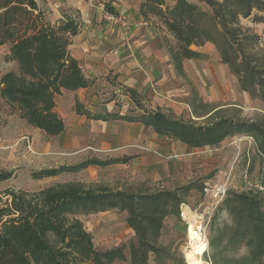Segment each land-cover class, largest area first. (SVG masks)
Listing matches in <instances>:
<instances>
[{"label":"trees","instance_id":"1","mask_svg":"<svg viewBox=\"0 0 264 264\" xmlns=\"http://www.w3.org/2000/svg\"><path fill=\"white\" fill-rule=\"evenodd\" d=\"M108 14L118 15L114 0H98ZM203 9L189 0H143L140 13L145 22L162 34L167 51L180 76H185L184 60L202 58L198 50L208 42L215 44L222 62L229 65L242 88L264 102V64L256 63L248 49L259 35L243 29L241 18L254 11L264 12V0H201ZM254 21L264 22L263 15ZM79 32L73 20L64 24L50 21L40 0H0V48L10 45L5 62H16V70L0 78V97L12 114L48 136H59L66 130L58 99L64 90L77 91L91 85L79 61L71 51V38ZM196 45L198 49L191 48ZM134 105L143 110L138 115L93 113L79 102L75 111L90 119L141 121L161 134L171 135L190 147L215 146L226 137L244 133H260L264 154V125L221 119L208 126H197L171 118L160 111H147L139 94L125 88ZM123 159L90 158L79 164L41 169L33 179L75 173L90 166L105 167L126 163ZM16 177L15 169L0 167V182ZM194 189L187 185L175 191L157 194H131L92 187L80 181L57 183L37 191L7 188L0 191V264H113L125 261L124 248L99 251L94 237L81 215L113 209L128 210V224L135 231L137 243L131 245V264H151L149 254L160 255L157 239L163 219L169 214V203L180 206V191ZM237 203L228 207L235 216L237 230L242 233L238 244L245 245V256L232 259L221 248L224 235L211 238L212 264H264V211L252 194H238ZM154 208V211H150ZM230 242L228 241L227 244Z\"/></svg>","mask_w":264,"mask_h":264},{"label":"rangeland","instance_id":"2","mask_svg":"<svg viewBox=\"0 0 264 264\" xmlns=\"http://www.w3.org/2000/svg\"><path fill=\"white\" fill-rule=\"evenodd\" d=\"M72 0H40L47 8V18L53 23L65 20L61 13L66 3ZM209 9L201 0H189ZM256 15L264 12L255 11L254 14L241 21L244 29L259 35L257 44L248 49L253 54L255 62L264 64V23L252 22ZM4 49L0 50V74L11 68L10 63L3 61ZM179 88L188 90L194 86L198 94L205 100H213L221 105L222 115L235 120L258 122L264 125V102L259 98H252L249 94L247 102L239 98L236 87L238 78L229 73L225 81L215 77L188 81L178 79ZM218 88V95L213 96L214 87ZM122 90V89H120ZM120 91H117L119 94ZM237 92V93H236ZM114 94V93H112ZM114 99L116 93L111 98ZM83 96L86 104H94V99ZM104 97L102 99H107ZM108 100V99H107ZM98 106L106 104L99 98ZM132 101L119 97L115 112L123 114H141ZM75 98L72 93L65 92L58 100V109L66 123L68 132L72 135V124L75 125L78 116L74 111ZM85 104V105H86ZM103 110V105L99 107ZM165 113L185 121L191 120L187 106L173 103L163 108ZM98 112V111H97ZM114 112V111H113ZM202 123L201 120L197 121ZM117 123L99 125L98 123L82 124L83 129L91 134L90 141H81L80 145L70 146L67 135L60 137L48 136L29 126L16 114H12L7 105L0 99V167L5 170L15 169L16 177L0 182V191L7 188L37 191L39 189L63 182L80 181L88 186H102L112 191H124L131 194H157L164 191H174L190 183L193 184L188 194L180 191L181 205L169 203V214L163 219V226L156 241L162 250L160 255L149 254L151 264H188L185 251L188 247V222L182 218L181 210L194 215L195 221L203 219L205 233L209 243L207 252L203 256L204 264H212L213 252L210 240L224 235L221 248L224 256L236 259L247 254L245 245H239L242 233L237 230L235 216L228 210L229 206L237 203V195L252 194L256 196L264 211V154L261 152V142L257 136L260 133H245L227 137L220 144L201 148L173 149V145L180 142L166 135H155L159 142L165 145L160 150H145V134L123 140L125 146L118 148V133L125 131ZM114 126V127H112ZM75 131H73V134ZM113 134V137H110ZM87 136V135H86ZM264 138V136H262ZM264 144V142H262ZM130 147V149H128ZM136 152L143 166L113 165L109 167L90 166L87 169L73 173H63L59 176L44 179H33L32 173L41 169L74 165L87 158H113L123 152ZM146 151V153H145ZM148 153V154H147ZM151 157L150 164L145 167L146 156ZM153 156V157H152ZM185 205V206H183ZM150 208V211H154ZM128 210L113 209L96 214L81 215L87 229L94 237L96 249L99 251L124 248L125 261H115L113 264H131V245L137 243L136 233L128 224ZM230 242L227 244V242ZM222 264V263H218Z\"/></svg>","mask_w":264,"mask_h":264},{"label":"crops","instance_id":"3","mask_svg":"<svg viewBox=\"0 0 264 264\" xmlns=\"http://www.w3.org/2000/svg\"><path fill=\"white\" fill-rule=\"evenodd\" d=\"M166 1L173 5L177 0ZM142 2L143 0H114V6L119 12L118 15L127 21L126 26L111 19L104 10V5L99 3L98 0H72L63 6L64 8L61 10V13L64 14L66 18L64 21L56 24H64L67 20H73L79 25V32L71 38V51L73 56L79 61L85 76L92 82L89 87L84 89H79L77 91H63V94L69 92L74 95V111L76 103L79 102L93 113L107 115L118 113L120 115H131L123 114L120 111L115 112L114 110V108L117 107L116 103L119 97H125L132 101V99L124 93L125 88H130L139 94L145 110L160 111L171 118L174 117L166 114L163 108L170 106L172 103L173 105H176L177 103L181 106L185 104L190 111L191 120L183 121L194 123L197 126H208L221 119H231L235 122H246L235 120L227 115H222V106L214 104L215 101L213 100H205L203 96L198 94V91L194 86H192L191 89L188 88V90L179 88V84H177L179 78L188 81L189 84H191L190 80L215 77L219 80L225 81L229 78V73L234 76L236 75L231 72L229 65L222 62L219 51L215 44L211 42L206 43L199 49L197 48L203 54L202 58L185 59V76L178 75L170 54L165 46L161 32L152 24L145 22L140 13ZM40 6L47 16V8L43 7L41 2ZM245 19L247 18H241V21ZM252 22L256 21L252 18ZM245 30L250 31V29ZM1 49H4L2 56L4 61V56L9 53L10 45L7 44L1 47L0 50ZM6 63H10L12 66L10 69L3 71L0 74V78L4 73L10 70H16L18 67L16 62ZM238 81L239 83L236 90L239 98L247 102L250 93L242 88L239 78ZM216 90L218 91L217 86L214 87L212 95L217 97L218 92ZM117 91H120L119 94H117ZM112 93H116L117 95L114 99L109 100L110 98L108 96ZM114 94H112L111 98ZM83 96H87L86 99L91 97L92 100L93 98L94 104H86V101L83 100ZM104 97H108V100L102 99ZM99 98L101 101H105V103L107 102L106 104H101V106L103 105L104 107L103 110L99 108L101 106H98L96 102ZM252 98L256 97L252 96ZM2 101L4 102V100ZM131 103L134 105L133 101ZM7 107L9 106L7 105ZM134 107L138 108L135 105ZM57 110L59 111L58 107ZM140 110L143 113V110ZM75 114L78 116V119L75 125L72 124V135L68 132L69 124L66 123L65 132L59 136L52 137L67 135V141L70 142V146H77L81 144L80 140L86 141L88 139V141H90L91 138V134H88L83 129V123L88 121V124L94 122L98 123L100 126H104L113 122L117 123L115 126L122 125L123 129H125L124 133H118L116 139L118 148L125 146L123 140H131L133 136H141L143 133L145 134V150L149 152L151 150L165 148V145L162 142H159L155 135L160 136L166 134L158 133L153 126L145 124L144 122L120 119L96 120L79 115L76 111ZM198 120H201L202 123L198 124ZM247 123L258 122L253 121ZM73 131H75L74 134ZM110 137H113V134H111ZM176 139L180 144L173 145V149L177 150H183L184 147L192 149L211 146L190 147L178 138ZM128 149H130V147H128ZM138 156L139 155L136 152L125 151L117 154V156L113 158H97L105 161L130 157V160L126 163H114L105 167L113 165H130L132 162L133 164H131V166H143V163L138 160ZM150 161L151 157L147 155L145 158V167L150 164ZM190 184L193 185L192 183Z\"/></svg>","mask_w":264,"mask_h":264},{"label":"bare ground","instance_id":"4","mask_svg":"<svg viewBox=\"0 0 264 264\" xmlns=\"http://www.w3.org/2000/svg\"><path fill=\"white\" fill-rule=\"evenodd\" d=\"M184 218L188 222L187 239L188 247L185 251L188 264H204L203 256L207 252L209 243L201 233V220L195 221L192 213L183 210Z\"/></svg>","mask_w":264,"mask_h":264},{"label":"built area","instance_id":"5","mask_svg":"<svg viewBox=\"0 0 264 264\" xmlns=\"http://www.w3.org/2000/svg\"><path fill=\"white\" fill-rule=\"evenodd\" d=\"M107 15L111 18V19H114V20H116L117 22H119V23H121L122 25H127V21L123 18V17H121V16H119V15H114V14H108L107 13ZM183 206H185V205H183ZM181 214H182V218L185 220V218H184V214H183V207H182V210H181ZM187 221V220H186ZM201 233H205V227H204V221H203V219H202V224H201ZM204 236H205V238L207 239V236H206V234H204ZM208 241V240H207Z\"/></svg>","mask_w":264,"mask_h":264},{"label":"water","instance_id":"6","mask_svg":"<svg viewBox=\"0 0 264 264\" xmlns=\"http://www.w3.org/2000/svg\"><path fill=\"white\" fill-rule=\"evenodd\" d=\"M191 48L194 49V50H196L197 49V46L196 45H192Z\"/></svg>","mask_w":264,"mask_h":264}]
</instances>
